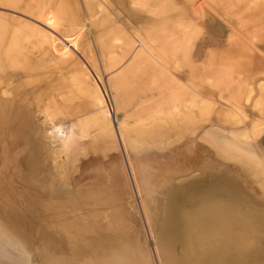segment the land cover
Returning <instances> with one entry per match:
<instances>
[{"label":"rangeland","instance_id":"1","mask_svg":"<svg viewBox=\"0 0 264 264\" xmlns=\"http://www.w3.org/2000/svg\"><path fill=\"white\" fill-rule=\"evenodd\" d=\"M131 1L76 0L79 7L76 18L71 8L73 0H24V8L29 5L30 11L22 14L21 7V15L0 7V11L5 9L11 13L9 16L0 13V84L8 86L2 91L0 103L4 107H0V195L7 194L13 205L25 210L43 245L36 249L31 242L20 245L14 237L9 240L0 235V262L29 264L32 260V264H41V256L46 255L49 263L58 255L59 261L67 264H87L95 257L110 262L125 258L128 263L136 264L146 255L153 264H165L157 234L144 208L145 191L141 186L139 192L129 165L135 168L140 164L148 165L151 175L156 176L159 169L150 165L151 160L162 166L183 162L177 179L182 183L199 174L198 171L202 175V166V169L193 167V160L203 158L206 162L208 157L216 160L218 166L220 164V169L216 170L227 171L226 174L237 171L235 173L243 174L248 181L242 191L252 196L247 203L250 208H246L248 220L236 230L247 235H244L247 237L244 238L245 247H248L242 251L245 252L243 262L264 264V78L240 79L236 75L231 78L204 73L205 69L216 67L209 53L215 52L217 47L205 48L206 43L221 38L227 43L232 40L240 44L238 37L242 34L224 30L222 24L226 25L229 20V24L237 28L245 25V34L258 23L264 27L261 17L264 16V3L251 0L250 11L240 18L241 12L234 6L239 0H228L227 4H220V10L222 13L230 11L232 15L225 17L227 21L218 15L219 23L212 26L205 21L206 15L221 0H179L186 5L187 11L198 16L197 19L203 17V24L193 23L192 17L184 16V10L179 7L168 12L170 17L164 15L171 22L162 27L171 29L165 37L152 26L158 22L157 16L144 26L142 22L134 24L130 20L131 16L137 19L145 11L141 6L145 0H138L137 4ZM168 1L152 4L150 0L146 5L157 12L161 3ZM55 4L65 8L66 14H56ZM122 7L127 8L123 10ZM39 9L44 12L40 13ZM37 10L39 13H33ZM104 12L111 17V23L95 27ZM251 14L255 19L250 22L247 20ZM162 28H158L159 31ZM246 35L251 40L258 39V46L264 48V29L263 38ZM139 40L171 70L176 68L170 57L172 53L179 47L187 49L179 68L187 74L196 69L198 74L151 75L157 71V61L133 64L137 50L132 51V48L143 47ZM103 45L107 53H103ZM36 47L44 49L41 51L45 54L39 59L31 57L32 63L28 64L23 59V51L36 49L37 56L40 51ZM113 55L114 58L108 60ZM232 57L238 60L237 55ZM230 59L226 57L223 61ZM250 69L264 70V63ZM34 87H38L36 93L31 92ZM105 110L125 127L123 143L118 135V140L99 136L102 123L107 121ZM24 125L31 126V130ZM27 139L37 145L39 163L32 165L31 159L23 160ZM115 141L118 145L113 147ZM255 156L261 161L259 167ZM189 169L192 171L185 174ZM36 172L39 178H33ZM64 174L68 178L62 179ZM201 175L197 178H209L207 174ZM44 178L48 180L42 182ZM248 237L257 242L253 244ZM211 239V233L206 232V240ZM116 244L125 252L113 250Z\"/></svg>","mask_w":264,"mask_h":264},{"label":"bare ground","instance_id":"2","mask_svg":"<svg viewBox=\"0 0 264 264\" xmlns=\"http://www.w3.org/2000/svg\"><path fill=\"white\" fill-rule=\"evenodd\" d=\"M6 1H8L10 5L6 4L5 3ZM6 1L0 0V7L7 8L8 11L14 10L16 13H18L20 15H21V13L25 14L26 13L25 11H30L29 5L26 6V8H24V6H23L24 0H6ZM73 1H74V4H73V2L71 3V8H72V11L74 13L73 16H75V18H76V16H79V7H78L76 0H73ZM137 1L138 0H132L131 2L134 4H137ZM149 1L150 0H145L144 3L141 5L142 7H144L145 11L143 12L142 16L138 15V17H140V20H137V19H139L138 17H137V19L135 17L133 18L132 16L130 17V20L133 21L134 24H136L138 22H140V23L142 22L143 26L147 25V22L151 24L153 19H154V16H157L158 22L154 23V25H152V26H155L156 30L158 32H162L166 37L169 30H171V29H163V28L166 25H168L167 23L171 24V22H169V20L167 21L166 20L167 16L165 17L164 15L165 14L168 15L169 11L177 10L179 7H181V9L184 10V12H185L184 16L188 17V15H189L192 17L193 23L198 22V25L203 24L202 23L203 17H200L197 19L198 16L194 12L187 11L188 9H186L187 8L186 5L182 4L179 0H170L165 4L161 3V6L159 7L160 10H158L157 12H155V10H152V8H150L151 6L146 5V4H149ZM161 1H163V0H151L152 4L154 2L159 4ZM225 1L226 0H221L220 2L218 1L214 6L213 11L210 13H207L208 15H206L207 17H206L205 21L208 20L209 23L212 26H214L215 23H217V22L219 23V21H220L218 15L219 16L222 15L224 20L227 21V18H225V17H227L226 14H229V12L226 11L225 13H222L223 11L221 12V10H220V8H221L220 4H225ZM250 1L251 0H248L247 2H245V0H243V1L239 0L235 3L234 6L238 9L239 12H241L240 18H242V16L246 14L245 12L250 11V7L248 6ZM140 2H141V0H140ZM262 3H264V0H262ZM104 4H106V3L104 2ZM252 4H251V6H252ZM21 7L23 8V10L21 13H19V11L22 9ZM132 7H134V6H132ZM87 8H88V12H91V8H89L88 6H87ZM122 8H123V10H125L127 7H122ZM4 10L0 11V13H2L3 15H8V16L11 14L9 12H6L7 10H5V11ZM53 11L59 15H65L67 12L66 9L63 8L62 6H60L59 4H55ZM35 12H38V10L33 11V13H35ZM39 12L43 13L44 10L40 11V9H39ZM137 12H139V11H137ZM198 12H200V11H198ZM201 13H203L202 10H201ZM198 15H199V13H198ZM40 16L38 15L39 18H40ZM251 16L252 17H249V19L248 18H246V19L243 18V19H245V20L248 19L247 21L250 20V22H251V21H253V19H255L254 15L251 14ZM261 17L263 18V22H264V16L261 15ZM111 20H112L111 17L107 13H105L103 15V17H101L98 21H96L95 27H101L104 25H109L111 23ZM1 22H2V20H1ZM227 22L228 23L226 25L222 24V26H224L223 27L224 30H232V31H235L236 34H240V35L242 34L243 35V36L242 35L239 36L240 38L238 37V40H240L239 41L240 44H235V42H232V40H231V43H227V40H221V38L214 39L213 38L214 36H211L213 39L210 38L211 40L209 41V43H206L205 48L216 45V47H217L216 51L209 53L211 63L214 64V66H216V67H211L210 70L205 69L204 73L207 75L219 76V77L229 76L231 78H236V76H237V78H240V79L241 78L242 79H244V78H264V70L250 69V67L260 66L262 63H264V48H261L258 46V43H259L258 39L253 38L251 40V37L246 35V34H248V35L251 34L254 37H258V38L262 37L263 38L262 32H263L264 27H262V25L260 23H258L257 26H253V28H254L253 30L247 31V32L245 30V32H246V34H245L243 31V29L246 28L245 25L244 26L241 25V27L237 28L236 26L229 24L230 23L229 20ZM183 24L185 25V22ZM158 28H162L163 30L159 31ZM175 29H174V31H175ZM172 33H175V32H173V30H172ZM174 41H176V39H174ZM138 42L140 44H143V47L137 48V46H134L132 48V51L137 50L136 53L133 52V53H135L134 57H133L134 58L133 64H135V63L139 64L140 62L145 61V60L157 61V63H156V65L158 66L157 71H153V73H150L151 75H158L161 77H167L169 75H175L176 77H181V76L183 77L184 75L193 76L195 74H198L196 69L189 70L188 74H187V72L185 73V71H183L182 68H179L183 57L186 56L185 54H187V52H188L187 49L179 47L177 50H175L174 53H172V55L170 57H171L172 63L176 65L175 66L176 68L171 70V69H169V67H167L162 62V59H160L157 56V54H155L154 52H152L148 48H146L144 46V43L141 40H139ZM164 44L166 45L167 43H164ZM164 46L163 47L161 46V47L164 49ZM36 48L39 49L38 47H36ZM168 48H169V46H168ZM218 48H219V50H218ZM170 49H171V47H170ZM26 50L27 51H25V52L23 51V55L25 54L23 59L26 62H28V64L32 63L33 58L39 59V58L43 57L45 54L44 51H41L44 49H39L40 53L37 56H36V53H37L36 49L27 48ZM102 51H103V53L108 52V49L106 48L105 45H103ZM161 53H162V51H161ZM167 54H169V53L167 52ZM163 55H164L163 57L166 56L165 53ZM193 55H194V53H193ZM232 55H237L238 60H235L232 57ZM240 56H242V60H239ZM31 57H32V59H31ZM226 57H228L229 59L231 58L230 61H227V60H226L227 62L223 61ZM113 58H114V55L109 56L108 60L109 59L111 60ZM12 62H13V60H12ZM167 62H168V60H167ZM0 64H1V62H0ZM220 65H221V67L223 66V68H218ZM129 66H131V65H129ZM166 69L168 72L166 71ZM124 73H126V72H124ZM233 75H236V76H233ZM25 76L23 79H25ZM33 76L31 75V77H33ZM124 76H125V74H124ZM31 77H29V78H31ZM115 77H117V76H115ZM112 78H114V77H112ZM26 81H27V78H26ZM4 87H8V86L5 85ZM4 87H3V83H1L0 84V103H1L2 98H3V96L1 94H3L2 91L4 90ZM34 88H35L34 90H31L32 93L33 92L36 93V89L38 87L37 88L34 87ZM29 95H30V93H29ZM5 100H6V98H5ZM3 103H4V100H3ZM0 107H1V105H0ZM1 108H4L3 104H2ZM104 116H105V119L107 121L104 120V122L102 123L101 126L103 127V130H101V132L99 133L100 134L99 136L103 135L104 136V137L102 136L103 138H105V136H107V137L110 136V138L112 137V139L118 140V138H117V135H118L119 139H121V141L123 143L124 137H125V127L122 125V122H118L109 110H105ZM178 119H176V120H178ZM28 120H30V119H28ZM26 126H28V125H26ZM30 127H29V130H31ZM26 137H24V138H26ZM28 139L26 142V143H28L27 151L24 150V152L26 151V154L25 153H24L25 155L23 154L24 155L23 160H25L26 158H27V160L31 159L30 161L33 162L32 163V165H33L36 162H38V163L40 162L38 160L39 158H37L38 157L37 156L38 151L36 150L37 145L36 146L32 145V143L29 142L32 139H30L29 141H28ZM35 140H36V138H35ZM106 141L104 144H106ZM34 142H33V144H36ZM40 143H41V141H40ZM113 144H116L115 146L113 145V147H116L118 145L117 141H115V143H113ZM101 146H102V144H101ZM205 157L206 156H204V158ZM171 158H172V156H171ZM255 158L257 160L256 164L259 167V164L261 165V161L258 158V156H255ZM205 161L206 162L203 161V158H201V159L196 158L195 160H193V162H194L192 164L193 167L201 168V166H202L203 173L201 175L200 171H198L199 174L194 172L197 175H195L194 177L192 176L193 177L192 179H187V180L185 179V181H183V182L181 181L182 183H178L179 180H177V179L179 177L178 175H180L179 173L181 172V170H183L180 168L184 165L183 162L182 163L176 162L177 164H172V165H170L168 163L169 165L165 164L164 166H162L159 163L162 166L161 167L158 163L156 164L151 160L150 165H152L154 167L158 166V169H159V171H156V173H157L156 176L151 175L152 172H149V170L147 168L148 165L145 166L144 164H140L136 168L133 167L132 164L129 165L130 172L132 174L133 179H136L138 182L137 185H138L139 192L141 191V186H143V189L145 191L146 203L144 201V204H145L144 208H146V210L148 212V217H149L150 223H151L152 227L155 229V232L157 234L159 246H160L161 251L164 255L165 264H242V263L244 264V262L248 263V262H246V260H244V262L242 260L244 258L243 256L245 253L242 251H244L245 248L248 247V246L245 247L246 241H244V238L247 239V237H245L247 235L243 234L241 231L236 230V228L238 226H244L243 223L247 222V220H248L245 217L246 216L245 214H247L246 213V208L248 205L247 203H249V200L252 196L250 197V195H248V194L245 195V193L242 192L243 189L248 185L247 184L248 181L246 182V179L243 176V174H238L239 172L235 173L237 171H235L234 173L229 172V174H226L227 171H224L223 169H222L223 171L216 170L219 168L220 164L218 166V164H217L218 162H216V160L214 161L213 158L207 157L205 159ZM213 161L216 163H214ZM159 166H160V168H159ZM36 169L38 170V166L35 167V170ZM195 169L196 168H194L193 170H195ZM126 170H127V168H126ZM215 170L217 171V173L218 172H220V173L217 174L215 172ZM190 171H192V169L185 170L184 172H185V174H188ZM64 173H65V171H64ZM66 173L68 174L67 171H66ZM203 174H207V176L209 178L198 179L199 175H201V177H202ZM32 176H33V178H35L36 176H37L36 178H39L37 172L35 174H33ZM150 176H152V178L153 177L154 178L150 179ZM3 178H5V176ZM42 178H43V176H42ZM65 178H68V175L64 174L62 179H65ZM46 179L44 178L41 181L43 182V180H46ZM5 180H6V178H5ZM46 181H44V182H46ZM5 183H3V184H5ZM5 186H3V187H5ZM7 186H6V188H7ZM56 187H58V186H56ZM58 189L59 188H56V190L59 192ZM0 190H2V189H0ZM10 190L11 189L9 188L8 191H10ZM3 191H5V189ZM6 195L5 194L0 195V235L4 236V238L9 239V240L14 237L16 242H19L20 245L28 244V242L30 244V242H31L32 245L36 249L39 248L42 244H41V242H39V235H38V231L36 230L37 228H35L31 224L32 219L30 220V218H28L26 216L25 210L23 208L19 207V205L18 206H16L17 204L13 205L12 204L13 201H9V199H7L8 196H6ZM18 198H19V196H18ZM14 200H16V198ZM5 201L7 203H5ZM254 203L256 204V202H254ZM252 206H254V205H252ZM255 206H257V205H255ZM248 208H250V207H248ZM254 208L258 209L257 207H254ZM260 209H263V208H260ZM249 211H250V209H249ZM257 212L260 213L259 211H257ZM258 213L256 215H258ZM250 217H251V215H249L248 218H250ZM261 217H262V215H261ZM259 219L261 220L262 218H259ZM147 222H148V220H147ZM34 225H35V223H34ZM252 225H250V226H252ZM245 228H246V226H245ZM234 229H235V231H234ZM251 229L253 230V228H251ZM206 232L211 233V238H212L211 240H206ZM256 232H257V230L255 229V232L253 231V233L255 234ZM259 233H261V231ZM254 234H253V237H254ZM249 235H251V234H248V236ZM207 236H209V235H207ZM260 237H261V234H260ZM248 238H249L248 240H250L251 237H248ZM256 239H257V237H256ZM262 240H264V239H262ZM250 241L252 242L253 240H250ZM250 241H248L249 243H247L249 246H250ZM254 241H255V239H254ZM254 241L252 242L253 244H254ZM256 242L257 241H255V243ZM108 244H110V243H108ZM17 245H18V243H17ZM256 245H254V246H256ZM254 246L251 248L253 249ZM22 248H24V247H22ZM25 248H26V246H25ZM52 248H53V246H52ZM112 249L115 251H118V252H122V250L124 251L123 247L120 246L119 244H116L114 247H112ZM130 249H132V248H130ZM43 251L45 252V250H42V252ZM141 251H143V250L141 249ZM38 252H39V250H38ZM133 253H134V251H133ZM137 254H139V253H137ZM144 254H145V252H144ZM92 256H94V254ZM251 256H250V258H251ZM140 259L142 260V261H139V259H138V261H139L138 263H140V264H153L151 261L152 259L150 258L151 259L150 260V259H148V257L146 258V255L144 256V259L143 258H140ZM261 259L262 258H260V260ZM28 260L29 259L27 258V261ZM41 260H42L41 264H67L66 262L64 263L62 260H61V262H63V263H61L58 259V255H57L56 259L53 258V260H51V262H49V263H47L46 255L41 256ZM251 260H249V262ZM130 262L128 263L125 258H122V259L120 258L119 260L116 259V261L110 262L107 259L102 260L100 257H97V258L95 257V260L88 262L87 264H133L132 262L131 263ZM5 263L0 262V264H5ZM138 263H136V264H138ZM29 264H32V260H30Z\"/></svg>","mask_w":264,"mask_h":264},{"label":"crops","instance_id":"3","mask_svg":"<svg viewBox=\"0 0 264 264\" xmlns=\"http://www.w3.org/2000/svg\"><path fill=\"white\" fill-rule=\"evenodd\" d=\"M243 1V0H242ZM228 2V0H226L225 1V3H227ZM228 7V6H227ZM229 12V14H226L227 16H228V18H229V15H231L232 13L230 12V11H228Z\"/></svg>","mask_w":264,"mask_h":264}]
</instances>
